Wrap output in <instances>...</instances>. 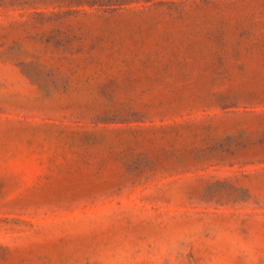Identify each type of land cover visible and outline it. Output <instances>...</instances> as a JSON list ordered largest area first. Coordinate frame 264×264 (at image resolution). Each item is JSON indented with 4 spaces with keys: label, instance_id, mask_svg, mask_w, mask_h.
Instances as JSON below:
<instances>
[{
    "label": "rangeland",
    "instance_id": "1",
    "mask_svg": "<svg viewBox=\"0 0 264 264\" xmlns=\"http://www.w3.org/2000/svg\"><path fill=\"white\" fill-rule=\"evenodd\" d=\"M0 264H264V0H0Z\"/></svg>",
    "mask_w": 264,
    "mask_h": 264
}]
</instances>
